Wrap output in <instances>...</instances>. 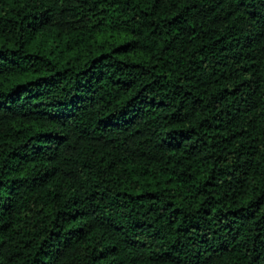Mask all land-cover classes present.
I'll return each instance as SVG.
<instances>
[{
	"label": "trees",
	"instance_id": "obj_1",
	"mask_svg": "<svg viewBox=\"0 0 264 264\" xmlns=\"http://www.w3.org/2000/svg\"><path fill=\"white\" fill-rule=\"evenodd\" d=\"M0 264H264V0H0Z\"/></svg>",
	"mask_w": 264,
	"mask_h": 264
}]
</instances>
